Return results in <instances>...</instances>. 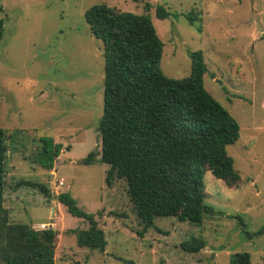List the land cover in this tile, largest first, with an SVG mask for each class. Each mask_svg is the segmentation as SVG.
<instances>
[{
	"label": "rangeland",
	"instance_id": "obj_1",
	"mask_svg": "<svg viewBox=\"0 0 264 264\" xmlns=\"http://www.w3.org/2000/svg\"><path fill=\"white\" fill-rule=\"evenodd\" d=\"M95 4L150 15L164 43L160 69L167 77L188 76L190 52L201 50L206 90L239 124L238 140L226 149L241 179L227 186L205 173L204 202L215 212L200 225L158 216L138 236L125 181L106 186L108 165L99 154L81 162L100 151L103 44L84 17ZM157 5L170 15L157 17ZM0 128L9 148L8 221L37 230L54 223L55 264H231L237 251L264 264V232L256 233L264 228V0H0ZM41 137L62 144L51 170L34 159ZM21 179L47 185L52 195L69 192L98 220L104 251L78 246L70 230L86 229L87 220L38 190L16 187ZM192 239L204 243L196 253L181 247Z\"/></svg>",
	"mask_w": 264,
	"mask_h": 264
},
{
	"label": "trees",
	"instance_id": "obj_2",
	"mask_svg": "<svg viewBox=\"0 0 264 264\" xmlns=\"http://www.w3.org/2000/svg\"><path fill=\"white\" fill-rule=\"evenodd\" d=\"M146 11L150 4L145 2ZM159 18L170 12L162 5ZM93 36L103 44V110L98 121L100 151L81 159L90 164L100 155L107 164L105 184L125 181V190L136 214L137 235L143 237L155 217H175L200 225L215 210L205 204V173L210 172L227 186L240 181V173L226 147L239 138L237 120L204 86L207 72L203 52H190L188 76L167 77L160 69L164 43L148 13L122 11L105 4L91 5L84 14ZM192 24V16H187ZM62 144L52 137L40 138L35 162L51 170ZM8 144L0 128V260L4 264H55L56 230L34 229L29 224L8 221L4 207ZM38 190L54 198L68 213L84 218L88 227L74 233L76 244L104 251L107 244L94 214L77 206L69 192L52 195L47 185L26 179L15 186ZM242 227L245 222L237 216ZM250 237L251 234L244 230ZM264 228L256 233L261 234ZM201 240L181 243L183 250L196 253ZM231 264H252L251 253L230 254Z\"/></svg>",
	"mask_w": 264,
	"mask_h": 264
},
{
	"label": "crops",
	"instance_id": "obj_3",
	"mask_svg": "<svg viewBox=\"0 0 264 264\" xmlns=\"http://www.w3.org/2000/svg\"><path fill=\"white\" fill-rule=\"evenodd\" d=\"M56 143H57V142H56ZM56 205H57V206H60L61 204L57 202ZM48 224H49V226H51V228L54 226V223H48Z\"/></svg>",
	"mask_w": 264,
	"mask_h": 264
},
{
	"label": "built area",
	"instance_id": "obj_4",
	"mask_svg": "<svg viewBox=\"0 0 264 264\" xmlns=\"http://www.w3.org/2000/svg\"><path fill=\"white\" fill-rule=\"evenodd\" d=\"M58 185H59V186H60V185H62V182H61V181H59V182H58ZM43 225H44V224H43Z\"/></svg>",
	"mask_w": 264,
	"mask_h": 264
},
{
	"label": "water",
	"instance_id": "obj_5",
	"mask_svg": "<svg viewBox=\"0 0 264 264\" xmlns=\"http://www.w3.org/2000/svg\"><path fill=\"white\" fill-rule=\"evenodd\" d=\"M51 226H49V228H50Z\"/></svg>",
	"mask_w": 264,
	"mask_h": 264
}]
</instances>
